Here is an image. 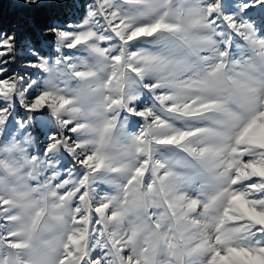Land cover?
Masks as SVG:
<instances>
[{
    "label": "snow or ice",
    "instance_id": "6c2138e0",
    "mask_svg": "<svg viewBox=\"0 0 264 264\" xmlns=\"http://www.w3.org/2000/svg\"><path fill=\"white\" fill-rule=\"evenodd\" d=\"M81 7L0 29V264H264V0Z\"/></svg>",
    "mask_w": 264,
    "mask_h": 264
},
{
    "label": "trees",
    "instance_id": "16d2710c",
    "mask_svg": "<svg viewBox=\"0 0 264 264\" xmlns=\"http://www.w3.org/2000/svg\"><path fill=\"white\" fill-rule=\"evenodd\" d=\"M66 5V7L48 10H34L28 6H19L12 0H0V29L11 30L21 25V33L23 34V22L25 19L41 24L46 16L56 15L63 19L65 23L70 22L74 13V0H65L63 2H54Z\"/></svg>",
    "mask_w": 264,
    "mask_h": 264
},
{
    "label": "rangeland",
    "instance_id": "374dc122",
    "mask_svg": "<svg viewBox=\"0 0 264 264\" xmlns=\"http://www.w3.org/2000/svg\"><path fill=\"white\" fill-rule=\"evenodd\" d=\"M14 3H16V4H18L19 6H24V5H22V3H23V0H12ZM50 1H54V2H63V1H65V0H50ZM90 2V0H74V5H73V9H74V13H75V15H74V17H73V19H75L77 16H79L83 11H84V9L81 7V5H86L87 3H89ZM259 9H257V11L255 12V13H253V15H256V14H258L259 13ZM45 51V54H47V52H48V49H45L44 50ZM16 71H21V69L19 68V66H17V68H16ZM34 70H29V72L28 73H26L25 75H27V74H30L31 72H33ZM19 110V109H18ZM38 127V126H37ZM29 132L35 137L36 135H37V132L34 130V129H29ZM43 140V136L41 135V137H40V141H42ZM33 150H35V149H33ZM65 164L68 166V167H71V165H72V162L70 161V160H66L65 161Z\"/></svg>",
    "mask_w": 264,
    "mask_h": 264
}]
</instances>
